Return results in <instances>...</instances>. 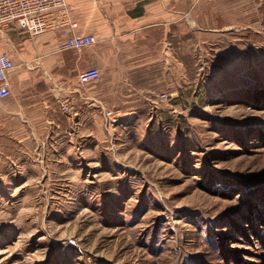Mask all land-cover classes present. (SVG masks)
Masks as SVG:
<instances>
[{
	"label": "rangeland",
	"instance_id": "rangeland-1",
	"mask_svg": "<svg viewBox=\"0 0 264 264\" xmlns=\"http://www.w3.org/2000/svg\"><path fill=\"white\" fill-rule=\"evenodd\" d=\"M185 18V72L89 100L94 147L66 98L64 150L0 138V264H264V0Z\"/></svg>",
	"mask_w": 264,
	"mask_h": 264
},
{
	"label": "crops",
	"instance_id": "crops-1",
	"mask_svg": "<svg viewBox=\"0 0 264 264\" xmlns=\"http://www.w3.org/2000/svg\"><path fill=\"white\" fill-rule=\"evenodd\" d=\"M66 3V11L45 16L48 28L41 33L31 34L16 23L0 30V54H8L14 64L7 76L10 95L0 98V138L9 142L10 158L17 151L33 152L35 142H41L37 148L45 146L53 153L65 149L64 129L70 123L60 110L63 98L69 102L72 123L88 126L82 128L86 134L79 141L83 148H90L96 145V113L89 100L95 97L107 107L138 111L139 104L152 95L149 91L147 96L122 95L129 88L124 83L155 81L157 69L163 71L159 78L166 73L171 77L172 65L180 75L182 66L186 70L185 14L199 0ZM71 34L94 36L96 43L81 51H59V44ZM166 64L169 70L164 69ZM89 68L99 72L98 89L80 81L79 74ZM136 97L140 99L137 106Z\"/></svg>",
	"mask_w": 264,
	"mask_h": 264
},
{
	"label": "built area",
	"instance_id": "built-area-1",
	"mask_svg": "<svg viewBox=\"0 0 264 264\" xmlns=\"http://www.w3.org/2000/svg\"><path fill=\"white\" fill-rule=\"evenodd\" d=\"M66 6V0H0V30L16 23L23 29L34 31V29L41 28L44 24V18L49 12L66 11ZM95 43L96 38L94 36L71 34L59 44L58 49L59 51H81ZM13 67L14 64L9 55L6 53L0 54V98H6L10 95L7 76L13 70ZM98 75L97 69L89 68L81 72L79 78L84 84H88L95 81ZM62 103V110L67 113L71 112L68 100Z\"/></svg>",
	"mask_w": 264,
	"mask_h": 264
}]
</instances>
